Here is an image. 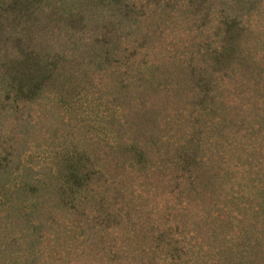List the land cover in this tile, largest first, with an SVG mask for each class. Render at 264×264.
I'll return each mask as SVG.
<instances>
[{"label": "trees", "instance_id": "obj_1", "mask_svg": "<svg viewBox=\"0 0 264 264\" xmlns=\"http://www.w3.org/2000/svg\"><path fill=\"white\" fill-rule=\"evenodd\" d=\"M164 2L198 11L203 42L165 65L134 33V138L115 104L88 143L32 156L0 140V264H264V38H248L264 0ZM6 5L19 23L45 2ZM23 38L11 30L0 83L28 132L39 97L73 98L49 97L63 55Z\"/></svg>", "mask_w": 264, "mask_h": 264}, {"label": "rangeland", "instance_id": "obj_2", "mask_svg": "<svg viewBox=\"0 0 264 264\" xmlns=\"http://www.w3.org/2000/svg\"><path fill=\"white\" fill-rule=\"evenodd\" d=\"M7 2L0 0V64L6 62L10 51L11 30L20 31L25 44H33L45 56L63 55L57 64L55 93L49 97L73 98L65 110L39 97L38 103L30 106L33 119L26 132L11 111L4 83H0V140L17 150L30 147L32 156L49 153L61 140L88 143L94 125H108L106 105L123 107L118 117L123 126L121 137L134 138L127 126L134 121L130 107H134L135 32L137 45L147 48L148 56L163 60V64L170 59H188L203 42L198 11L189 13L164 0H136L135 8L134 0H44L41 11L19 23L12 22L8 10L1 11ZM136 11L139 17L134 20ZM250 21L252 33L248 38H264V4ZM18 111L17 116L22 117L27 109L19 105ZM94 116H99L97 122L91 121ZM117 155L123 161L127 153ZM88 257L90 260L91 255Z\"/></svg>", "mask_w": 264, "mask_h": 264}]
</instances>
